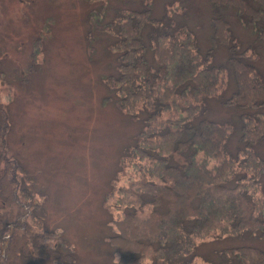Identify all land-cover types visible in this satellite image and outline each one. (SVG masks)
Segmentation results:
<instances>
[{"label":"rangeland","instance_id":"374dc122","mask_svg":"<svg viewBox=\"0 0 264 264\" xmlns=\"http://www.w3.org/2000/svg\"><path fill=\"white\" fill-rule=\"evenodd\" d=\"M146 7L143 0H0V216L11 203L6 187L11 171L12 180L16 175L21 180L20 202L29 210L41 206L36 218H28V226L47 245L22 264H68L53 254V248L71 253L70 264L118 262L111 236L121 216L119 196L131 180L143 175L136 168L145 161L129 153L143 121L120 110L116 91L105 83L118 66L117 53L110 47L115 37L92 29V21L104 24L120 9L130 15ZM149 8L156 19L167 9L176 26L188 22L203 55L211 48V0H149ZM224 11L238 40L237 50L246 52L240 58L254 59L264 77V51L257 58L249 47L254 29L246 27L234 9ZM226 31V25L218 27L220 37ZM229 49L233 50L224 44L214 47L211 63H229ZM228 67L227 88L208 98L206 105L210 119L234 124L228 143L235 150L243 123L248 130L258 129L264 108L224 103L236 90L233 65ZM253 146L257 154H264V141ZM3 149L9 157H1ZM238 156L241 162L235 161L233 169L244 178L233 181L237 190L248 186L257 206L264 207L249 187L259 186L258 194L264 196V170H253L254 165L242 163L245 156ZM13 160L17 167L9 162ZM220 165L225 168V160ZM259 235L200 239L194 263L242 264L240 257L229 260L226 249L249 244L264 251V236Z\"/></svg>","mask_w":264,"mask_h":264},{"label":"trees","instance_id":"16d2710c","mask_svg":"<svg viewBox=\"0 0 264 264\" xmlns=\"http://www.w3.org/2000/svg\"><path fill=\"white\" fill-rule=\"evenodd\" d=\"M143 1L147 5L144 10L127 15L120 9L104 24L92 21V29L115 37L110 47L117 53L118 66L105 83L116 91L119 109L143 121L129 152L130 157L145 161L136 168L137 174L142 171L143 175L131 180L119 196L121 216L115 221L117 233L111 241L119 255L116 264H195L200 239L225 234L264 236L263 205L257 206L248 186L237 190L233 182L244 178L233 169L234 162L240 161L238 155L245 156L242 163L254 165L253 170H264V154L253 149L255 141H264V112L258 129L248 130L243 123L240 145L232 150L228 140L234 124L210 119L206 105L208 98L227 88L231 64L236 90L224 103L264 108L263 74L254 59L246 62L240 58L246 52L237 50L238 40L224 11L234 9L237 18L254 29L249 47L258 58L264 51V0H211L213 34L205 55L188 22L176 26L167 9L156 19L149 0ZM153 25L158 29L155 32ZM220 25L227 26L221 37ZM218 44L233 48L229 49V63H211ZM5 150L3 158L9 157L4 156ZM222 160L225 168L220 165ZM9 162L19 165L17 160ZM11 176L10 171L6 187L11 203L5 216H0V264H22V259L38 256L47 246L28 226V218H36L41 206L29 210L20 202L21 180ZM249 187L264 203V196L258 194L260 187ZM25 194L29 196L27 187ZM226 251L229 260L240 257L242 264H264V251L249 244ZM53 254L64 263L74 261L71 253L60 248H53Z\"/></svg>","mask_w":264,"mask_h":264}]
</instances>
